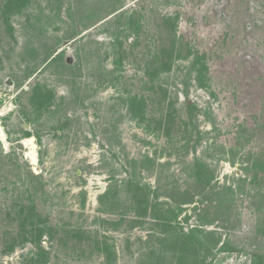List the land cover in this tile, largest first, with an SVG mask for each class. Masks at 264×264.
<instances>
[{
    "label": "rangeland",
    "instance_id": "rangeland-1",
    "mask_svg": "<svg viewBox=\"0 0 264 264\" xmlns=\"http://www.w3.org/2000/svg\"><path fill=\"white\" fill-rule=\"evenodd\" d=\"M259 255L264 0H0V264Z\"/></svg>",
    "mask_w": 264,
    "mask_h": 264
},
{
    "label": "trees",
    "instance_id": "trees-1",
    "mask_svg": "<svg viewBox=\"0 0 264 264\" xmlns=\"http://www.w3.org/2000/svg\"><path fill=\"white\" fill-rule=\"evenodd\" d=\"M143 190V189H142ZM144 192V190L142 191V193ZM145 197V198H144ZM143 198H144V201H143V203L145 204V205H143V206H140L141 208H142V210L141 211H144L145 210V212L146 211H148V204L146 205V203H148V198L146 197V196H144ZM153 211H155L156 210V208H155V205L153 206V209H152ZM162 214V213H161ZM165 215V214H164ZM166 216H168V217H171V219H174V218H172V217H174V213H171V212H167V214H166ZM176 217V216H175ZM183 237V236H182ZM183 240H185V238H183ZM255 264H263V260H262V256H260L259 255V257H258V259H257V262H255Z\"/></svg>",
    "mask_w": 264,
    "mask_h": 264
}]
</instances>
